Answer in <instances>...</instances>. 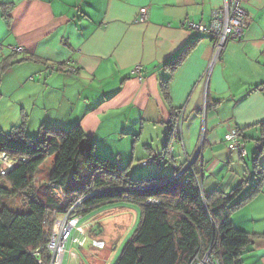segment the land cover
<instances>
[{"label":"crops","instance_id":"1","mask_svg":"<svg viewBox=\"0 0 264 264\" xmlns=\"http://www.w3.org/2000/svg\"><path fill=\"white\" fill-rule=\"evenodd\" d=\"M222 4L223 0H0V5L12 6L9 24L0 9V61L10 56L22 60L9 68L2 84L15 89L17 106L12 110L20 122L25 118L26 135L34 136L39 126L79 125L100 158L117 159L121 167L130 165L129 172L142 176L141 162L162 155L171 115L182 110L180 135L168 149L173 160L166 164L165 157L156 166L170 168L162 177L175 168L181 174L197 161L204 192L228 194L243 187L238 199H244L256 180L255 126L264 124V0H242L247 13L244 35L228 42L219 60L212 62L210 38L187 24L208 25ZM141 9L146 10L144 22H139ZM191 43L193 50L171 77L167 104L160 91L169 77L163 66ZM135 67L141 68L140 76L132 74ZM231 130L241 135L243 158L227 150L225 137ZM258 163L264 170V149ZM95 217L82 224L94 228ZM231 221L255 237L242 254V264H264V182ZM93 244L102 247L98 241ZM67 255L68 263H77L76 253ZM96 255L97 264L106 258L105 253Z\"/></svg>","mask_w":264,"mask_h":264},{"label":"trees","instance_id":"2","mask_svg":"<svg viewBox=\"0 0 264 264\" xmlns=\"http://www.w3.org/2000/svg\"><path fill=\"white\" fill-rule=\"evenodd\" d=\"M0 9L9 24L12 6L0 5ZM194 46L191 43L163 66L169 77L160 91L167 104L171 77ZM21 61L12 56L2 59L0 73ZM176 112L168 122L162 150L166 164L173 160L168 149ZM24 127L25 118L8 133L0 129V264H50L46 245L54 218L72 209L73 215L81 217L80 226L103 207L119 204L136 210L138 224L113 264H193L206 255L217 264H242V254L255 237L236 229L231 216L261 191L264 170L258 157L264 149V124L255 126L259 135L253 138L259 146L252 160L255 185L240 200L243 187L228 194L216 189L204 192L197 179V161L183 175L175 168L169 177H132L130 165L121 167L117 159L100 158L79 125L69 130L40 126L33 137L26 135ZM48 159L52 166L46 187L59 196L41 201L35 176ZM4 161L10 167H3ZM4 199L19 200L20 211L9 210ZM96 232L90 230L87 236L101 231Z\"/></svg>","mask_w":264,"mask_h":264},{"label":"rangeland","instance_id":"3","mask_svg":"<svg viewBox=\"0 0 264 264\" xmlns=\"http://www.w3.org/2000/svg\"><path fill=\"white\" fill-rule=\"evenodd\" d=\"M8 70L9 69H7V71ZM5 73L4 72L0 73V129L3 132L8 133L12 130V127H11L12 125L20 123L19 126H21V122L18 116L15 114L14 110H12V108L16 109V106H17V97L15 95V89L13 90L14 87L10 83L4 84V85L2 84ZM32 81L34 80H31V82ZM47 126H44V127H47ZM15 128H17V126ZM51 128H56V127H51ZM70 128L72 127L67 126L65 130H69ZM38 131L36 132L38 133ZM36 134L34 136H36ZM171 142H174V141H171ZM248 159H249V163H251V156ZM7 165H10L8 161L3 163V167H6ZM51 166H52V159L46 160L43 163V165L40 167V170L35 176V186L38 189L37 195L41 201H44L45 198L49 195H53L55 197L59 196V193L55 191V189H50L49 187H46L48 177L51 172ZM140 168H143V167H140ZM141 170H143V172H141L143 173L142 174L143 176H145L146 173H148L149 171H152L149 173V175L155 176L158 174L160 175V177H162V176H166L165 172L168 170L170 171V168L167 167V168L158 169V167L154 165H148L147 167ZM138 173L139 172H135L132 174V171L129 172V174L132 177H135V175H139ZM3 204H5V206L9 210L14 211V212H18L21 209V203L19 202V200H16V199H4ZM96 215H97V218L95 217L94 220L92 221L93 227L95 228L94 231H97V232L101 231V232L99 233V235H96L95 238H92V240L91 239L89 240L88 238L83 248L82 247L78 248L76 246L73 247L74 248L73 252L76 253L78 257L76 264H97L96 254L101 256L104 253H105L106 258L103 259L102 261L98 260V262L101 261L102 264H113L115 260L117 259V257L119 256L125 243L129 240L133 232L136 230V227L138 224L136 210L133 207L126 206V205L119 204V205L105 206L103 207V209L99 210L95 214V216ZM94 228H92V226L91 228L88 227L87 232H89L90 230H93ZM87 234H86V237H88ZM100 236H102V239L101 240L97 239ZM95 241L100 242L102 247L97 244H93V242ZM100 247L101 249H99ZM65 248H66V253L68 254V250L71 248L70 245L66 244ZM67 254L64 257V260H65L64 264H74L73 261L68 263ZM101 262L99 264H101Z\"/></svg>","mask_w":264,"mask_h":264},{"label":"built area","instance_id":"4","mask_svg":"<svg viewBox=\"0 0 264 264\" xmlns=\"http://www.w3.org/2000/svg\"><path fill=\"white\" fill-rule=\"evenodd\" d=\"M146 20V10H140L139 22ZM247 25V13L242 6V0H223L221 8L213 12L211 21L208 25H202L200 22H190L187 27L197 33L203 34L210 38L213 47V60H219L220 55L230 41H238L244 35ZM51 70L54 68L50 67ZM141 68L135 67L132 74L140 76ZM184 114L182 110L175 113V123L173 139L176 140L180 135V127L183 122ZM227 150L236 152L241 158L245 157L244 144L241 141V135L236 130H231L225 137ZM7 162V161H4ZM3 162V163H4ZM163 163L162 157H155L141 163L142 167L148 165L158 166ZM10 167V165H7ZM4 171L1 175H4ZM181 175V174H179ZM72 209L63 213L61 218L54 219L49 242L46 249L51 254L50 264H62L65 253V246L69 244L73 246H82L86 242V234L88 227L84 224L79 226L81 217L73 215ZM77 235V236H75ZM72 248L68 250V254L72 255ZM38 255V253H35ZM34 254V255H35ZM193 264H217L210 256H203L200 260L195 259Z\"/></svg>","mask_w":264,"mask_h":264},{"label":"bare ground","instance_id":"5","mask_svg":"<svg viewBox=\"0 0 264 264\" xmlns=\"http://www.w3.org/2000/svg\"><path fill=\"white\" fill-rule=\"evenodd\" d=\"M180 128H181V127H180ZM173 130H174V128H173ZM173 132H174V131H173ZM172 137H173V133H172ZM172 139H173V138H172ZM244 150H245V149H244ZM245 153H246V152H245ZM245 156H246V154H245ZM155 157H162V158H163V163L165 162V160H164V159H165V156H164L163 154L160 155V156H155ZM155 157H154V158H155ZM192 161H193V160H192ZM192 161H191V164H192ZM144 162H145V161H144ZM141 163H142V162H141ZM191 164H190V165H191ZM158 166H160V165H158ZM62 215H63V214H62ZM62 215H61L60 217H57V218H54V219L61 218ZM84 244H85V243H83V245H84ZM83 245H82V246H83ZM82 246H78V248H79V247H82ZM65 253H66V249H65ZM65 253H64V256H65ZM64 256H63V257H64ZM62 262H63V259H62Z\"/></svg>","mask_w":264,"mask_h":264},{"label":"water","instance_id":"6","mask_svg":"<svg viewBox=\"0 0 264 264\" xmlns=\"http://www.w3.org/2000/svg\"><path fill=\"white\" fill-rule=\"evenodd\" d=\"M256 150H259V147H256ZM183 174H184V172L183 173L181 172V175H183Z\"/></svg>","mask_w":264,"mask_h":264}]
</instances>
